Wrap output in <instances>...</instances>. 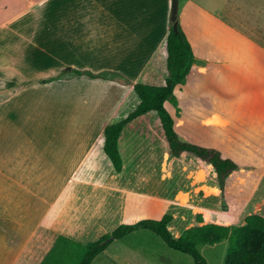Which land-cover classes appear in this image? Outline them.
<instances>
[{"label": "crops", "instance_id": "1", "mask_svg": "<svg viewBox=\"0 0 264 264\" xmlns=\"http://www.w3.org/2000/svg\"><path fill=\"white\" fill-rule=\"evenodd\" d=\"M214 5L179 0L195 63L165 108L182 142L238 165L223 191L209 164L173 157L151 113L123 130L121 172L104 151L137 104L122 80L161 79L172 0H0V264H77L121 225L171 216L179 238L199 214L236 227L263 208L264 46L247 31L264 8Z\"/></svg>", "mask_w": 264, "mask_h": 264}, {"label": "trees", "instance_id": "2", "mask_svg": "<svg viewBox=\"0 0 264 264\" xmlns=\"http://www.w3.org/2000/svg\"><path fill=\"white\" fill-rule=\"evenodd\" d=\"M164 68L161 79L149 80L132 84L127 80L123 83L133 87L137 99L135 108L121 121L109 124L104 129V151L117 172L122 171V159L118 149V141L123 130L131 123L139 121L150 113H156L159 119L164 138L173 157L180 158L188 154L209 164L217 173L220 189L223 191L228 177L239 169L238 165L222 157L215 149L182 142L174 128L172 116L165 108V103L173 100L175 88L183 83L192 73L195 56L191 45L178 24L177 31L172 23L171 29L164 40ZM65 73L67 71H64ZM77 75H87L92 79H107L109 74L95 75L89 72L75 71ZM112 77H118L111 73ZM206 221H209L205 215ZM171 216H164L160 220H142L136 224L121 225L111 234L104 235L98 241L80 247L77 264H92V261L103 253L116 240L126 236L148 231L162 240L171 250L191 256L194 264H209L199 253L197 246L229 241V251L226 264H264V215L253 213L248 215L240 226H222L213 223L205 224L202 215L197 216L199 226L186 230L181 237L176 238L169 229ZM256 236L262 240L258 250L251 248V241Z\"/></svg>", "mask_w": 264, "mask_h": 264}, {"label": "rangeland", "instance_id": "3", "mask_svg": "<svg viewBox=\"0 0 264 264\" xmlns=\"http://www.w3.org/2000/svg\"><path fill=\"white\" fill-rule=\"evenodd\" d=\"M183 2L184 1L181 2V7ZM197 2L209 5L210 8H212V6L215 8L217 5H214V3L218 4L219 2V5H221L223 0H197ZM230 3L238 7H243L244 9L264 8V0H230ZM247 34L258 42V44L264 46V28H262V30L260 28L249 30ZM147 121L150 128H160L156 113H151ZM188 198L189 194H184L181 198V204L185 205L188 202ZM218 207L219 210L225 211L223 204H218ZM258 209L259 208H257V210ZM257 210L254 212L264 215V206L261 210ZM206 215L210 221V215ZM195 226H197L196 220L188 225L189 229ZM173 234L175 235V233ZM261 244L262 240L254 236L251 241V248L253 250H258ZM197 250L209 264H226L229 241L199 245L197 246ZM135 258L142 264H194V260L191 256L171 250L162 240L148 231L133 233L122 240L114 241L104 254L93 261V264H124L131 263L132 260L135 262Z\"/></svg>", "mask_w": 264, "mask_h": 264}, {"label": "water", "instance_id": "4", "mask_svg": "<svg viewBox=\"0 0 264 264\" xmlns=\"http://www.w3.org/2000/svg\"><path fill=\"white\" fill-rule=\"evenodd\" d=\"M178 12H179V0H172V18L171 21L174 24V30L177 31L178 26Z\"/></svg>", "mask_w": 264, "mask_h": 264}]
</instances>
